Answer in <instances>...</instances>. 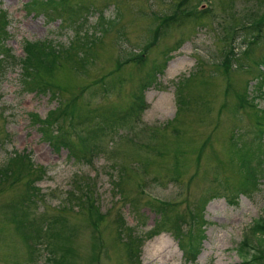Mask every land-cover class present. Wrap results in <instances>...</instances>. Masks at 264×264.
I'll list each match as a JSON object with an SVG mask.
<instances>
[{
  "label": "rangeland",
  "instance_id": "obj_1",
  "mask_svg": "<svg viewBox=\"0 0 264 264\" xmlns=\"http://www.w3.org/2000/svg\"><path fill=\"white\" fill-rule=\"evenodd\" d=\"M63 1L79 12L73 21L26 11V0H0L14 54L24 39L74 43L46 80L50 90L23 89L16 66L0 71V164L24 150L44 166L28 175L33 198H21L24 173L0 182V264H51L48 251L54 264H235L240 239L264 219V136L256 146L254 112L236 105L246 91L264 109V81L261 96L253 93L264 80V0ZM136 51L144 58L125 60ZM139 86L146 87L137 111ZM124 110L125 121L101 127ZM49 111L57 116L43 123ZM44 128L81 156L93 143L92 157L55 150ZM87 191L100 217L87 209ZM187 232L204 234L192 258L182 245ZM160 236L172 251L151 257Z\"/></svg>",
  "mask_w": 264,
  "mask_h": 264
},
{
  "label": "trees",
  "instance_id": "obj_2",
  "mask_svg": "<svg viewBox=\"0 0 264 264\" xmlns=\"http://www.w3.org/2000/svg\"><path fill=\"white\" fill-rule=\"evenodd\" d=\"M29 4L30 7H33L36 4V0H30ZM7 22L8 20L5 17V13L2 11L0 13V71H2L3 68H5L6 66H10V67L16 66L18 68L17 78L20 86L23 89L31 90L34 92H42L49 89V84L46 80H48V78L51 76V73L54 70V68L58 65L59 60L65 61L66 59H68L67 56L69 54L68 49L73 48V46L68 45V47L58 48L55 45H51V43L46 40L30 41L24 39L21 44L22 54L19 56L15 55L11 50V48L7 46L4 42V39L7 36V31L5 29V25ZM259 27L260 26L257 24V26L255 25L252 28L253 30L258 31ZM80 44L83 45V43ZM60 52H62L63 54L60 55L59 54ZM230 55L232 56V53L231 50L228 49L227 55L222 61L223 64H226V66L228 65V60L230 59ZM137 59H139V57H137ZM73 68L77 71L75 66H73ZM258 75H259L258 77H261L260 73ZM257 81H258L257 84H255L253 88V93L260 95L261 92H263V89H261V87L264 80L263 78H260V80ZM142 88L143 86H139V90H142ZM254 97L255 95H246V91H244L243 94L239 96L236 105L245 102L247 106H249V108L252 109V111L254 112L255 115L254 120L257 125V128L254 130L255 133L254 140H256V146L257 145L261 146V141L264 134V112L262 108L260 107L257 108L255 106V101L253 102ZM142 105H143V101L139 94L138 102H137L138 111L141 109ZM56 116L57 115L55 113L49 111L48 115L43 118L42 122L46 123L51 118L55 119ZM127 116H129L128 112L127 114L121 113L120 115H116L113 122H116L119 119H121L123 122L125 121L124 118H126ZM96 129L99 130L100 127L93 128L90 131V135H93ZM232 132H234V130ZM42 135L45 139L49 140V142L55 147V149H58V147L61 146L60 144H63L64 147H67L70 150V152H72L71 150H73L74 148L73 145L67 143V141L62 136L59 135L51 136L50 133L47 134L46 131L42 132ZM231 135L232 133L230 134V137ZM251 137L252 135H250L247 138L251 139ZM82 157L86 158L85 155H83ZM8 159L9 161H12L13 164L15 165L14 173L12 172V174H14L13 179H17L20 173H24L23 175H25L33 172L34 176H38L39 173H41V169H40L41 167H39L38 165L33 166L29 157L25 154L14 153L12 157H9ZM6 160L7 159H5L4 162L0 164V182L4 178L3 177L4 172L8 171L7 170L8 164H6L7 163ZM32 179H35V177ZM32 179L30 178L29 181H32ZM23 197L31 198V196L28 193L22 191L21 198ZM167 219L168 217H165V220ZM49 221L52 220L50 219ZM49 225L46 224V227H48ZM39 229H40L39 226L38 227L36 226V228H34L37 237L39 236V231H40ZM48 233L51 232L49 231ZM251 237H253L254 239H252ZM64 249L65 251L69 250V248L67 247H64ZM235 249L239 256V261L235 262V264H264V220L263 219L258 217L253 220L252 224L249 227V233L247 232L242 236ZM55 259L56 257L52 255L50 251H48L47 256L45 257V261L48 262L49 260H51L52 262L51 264H54L53 261Z\"/></svg>",
  "mask_w": 264,
  "mask_h": 264
},
{
  "label": "bare ground",
  "instance_id": "obj_3",
  "mask_svg": "<svg viewBox=\"0 0 264 264\" xmlns=\"http://www.w3.org/2000/svg\"><path fill=\"white\" fill-rule=\"evenodd\" d=\"M152 250L150 252V256L154 257L158 256V254L165 253L166 251H172L170 249L169 240L165 236H160L154 239V242L151 246Z\"/></svg>",
  "mask_w": 264,
  "mask_h": 264
}]
</instances>
